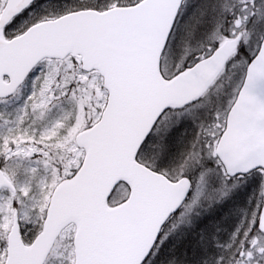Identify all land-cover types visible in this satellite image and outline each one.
<instances>
[{"label": "snow or ice", "instance_id": "obj_1", "mask_svg": "<svg viewBox=\"0 0 264 264\" xmlns=\"http://www.w3.org/2000/svg\"><path fill=\"white\" fill-rule=\"evenodd\" d=\"M0 264H264V0H0Z\"/></svg>", "mask_w": 264, "mask_h": 264}, {"label": "rangeland", "instance_id": "obj_2", "mask_svg": "<svg viewBox=\"0 0 264 264\" xmlns=\"http://www.w3.org/2000/svg\"><path fill=\"white\" fill-rule=\"evenodd\" d=\"M253 196V186L246 185L241 189H238L235 193L232 202H226L222 207L227 211L228 208H232L233 212L229 219L222 225H220V231L216 236L221 240L227 239V233L234 229L235 225L243 218L242 209L248 206L249 199ZM242 197V198H241ZM175 243V242H174ZM179 244L177 245V248Z\"/></svg>", "mask_w": 264, "mask_h": 264}, {"label": "trees", "instance_id": "obj_3", "mask_svg": "<svg viewBox=\"0 0 264 264\" xmlns=\"http://www.w3.org/2000/svg\"><path fill=\"white\" fill-rule=\"evenodd\" d=\"M68 2H71V0H68ZM213 234H215V232L213 233ZM178 245V244H177ZM179 248H181L182 247V245H180L179 244V246H178Z\"/></svg>", "mask_w": 264, "mask_h": 264}, {"label": "bare ground", "instance_id": "obj_4", "mask_svg": "<svg viewBox=\"0 0 264 264\" xmlns=\"http://www.w3.org/2000/svg\"><path fill=\"white\" fill-rule=\"evenodd\" d=\"M241 198H242V197H241ZM224 210H225V209H224ZM216 233H217V232H215V234H214V235H217Z\"/></svg>", "mask_w": 264, "mask_h": 264}]
</instances>
